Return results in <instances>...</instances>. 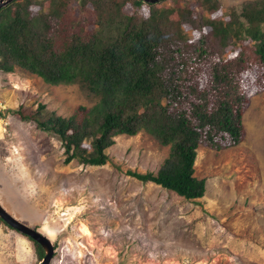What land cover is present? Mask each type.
Segmentation results:
<instances>
[{
  "label": "rangeland",
  "instance_id": "1",
  "mask_svg": "<svg viewBox=\"0 0 264 264\" xmlns=\"http://www.w3.org/2000/svg\"><path fill=\"white\" fill-rule=\"evenodd\" d=\"M160 1L172 9V19H178L176 5L209 13L198 0ZM246 1L217 0L209 15L226 20ZM133 6L125 9L132 12ZM67 13L82 17L77 2L71 1ZM180 25L188 40L208 29ZM247 94L241 141L219 149L199 142L194 176L205 178V191L188 200L126 174L156 172L169 154V144L145 130L115 136L104 164L76 158L65 163L60 139L14 111L67 117L94 99L76 82L48 84L19 67L0 71V203L48 237L54 247L49 264H264V90ZM247 113L253 116L251 135L244 126ZM43 255L0 219V264H41Z\"/></svg>",
  "mask_w": 264,
  "mask_h": 264
},
{
  "label": "trees",
  "instance_id": "2",
  "mask_svg": "<svg viewBox=\"0 0 264 264\" xmlns=\"http://www.w3.org/2000/svg\"><path fill=\"white\" fill-rule=\"evenodd\" d=\"M43 1L12 0L0 8V71L19 67L48 84L76 82L94 103L67 117L14 113L54 133L65 163L104 164L115 136L145 130L169 144V154L156 172L126 174L188 200L201 197L205 178L194 176L199 142L215 149L238 144L247 93L264 90V0L242 3L226 20L209 15L217 0H198L208 15L176 5L178 19L160 0ZM71 1L81 18L67 13ZM180 24L208 29L188 40Z\"/></svg>",
  "mask_w": 264,
  "mask_h": 264
},
{
  "label": "water",
  "instance_id": "3",
  "mask_svg": "<svg viewBox=\"0 0 264 264\" xmlns=\"http://www.w3.org/2000/svg\"><path fill=\"white\" fill-rule=\"evenodd\" d=\"M12 0H0V8L7 5ZM144 2H157L159 0H142ZM0 219L5 222L8 226L12 227L16 231L28 236L31 240L37 242L42 250L43 257L41 264H49L51 258L53 257L54 247L52 242L43 233L31 226L23 223L22 221L16 219L10 213H8L0 203Z\"/></svg>",
  "mask_w": 264,
  "mask_h": 264
},
{
  "label": "bare ground",
  "instance_id": "4",
  "mask_svg": "<svg viewBox=\"0 0 264 264\" xmlns=\"http://www.w3.org/2000/svg\"><path fill=\"white\" fill-rule=\"evenodd\" d=\"M245 116H247V122L245 120L244 126H246L247 135H251V132H253V127H252V124H253L252 118H253V116L250 115L249 113H247V115H245Z\"/></svg>",
  "mask_w": 264,
  "mask_h": 264
},
{
  "label": "built area",
  "instance_id": "5",
  "mask_svg": "<svg viewBox=\"0 0 264 264\" xmlns=\"http://www.w3.org/2000/svg\"><path fill=\"white\" fill-rule=\"evenodd\" d=\"M1 121H2V119H0ZM1 121H0V125H1ZM1 127V126H0ZM3 130H5V129H3Z\"/></svg>",
  "mask_w": 264,
  "mask_h": 264
}]
</instances>
